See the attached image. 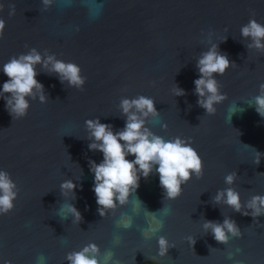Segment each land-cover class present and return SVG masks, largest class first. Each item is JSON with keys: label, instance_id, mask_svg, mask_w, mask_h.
<instances>
[{"label": "water", "instance_id": "1", "mask_svg": "<svg viewBox=\"0 0 264 264\" xmlns=\"http://www.w3.org/2000/svg\"><path fill=\"white\" fill-rule=\"evenodd\" d=\"M98 2L53 0L45 10L41 0H0L4 5L0 17L5 20L0 65L26 52L27 45L75 62L86 77L82 90L70 88L37 65L36 79L49 99L45 103L30 100L27 115L21 118H12L0 98V168L11 174L19 189L15 207L0 215V258L34 264L43 254L47 264H68L64 260L68 251L94 241L102 252L111 248L121 264H231L227 252L236 248L240 252L233 259L264 264V215L253 221L212 201L218 188L228 187L223 178L233 170L237 177L232 186L242 200L264 193V156L259 164L252 162L253 148L264 153V117L248 104L264 81V52L248 50L239 32L250 18L264 24V0H103L100 14L93 19ZM9 6L14 9L12 15ZM209 30L217 41L226 35L219 49L236 63L217 76L227 98L212 115L204 114L193 92V80L199 75L196 57L207 47L204 37ZM6 79L0 72V83ZM173 83L185 94L174 97ZM137 94L152 96L160 112L149 127L165 138L191 137L203 161V175L193 176L176 199L165 201L170 213L147 241L140 234L146 227V209L141 206L133 212L135 197L104 218L97 213L88 160L99 162L102 154L88 149L83 123L85 118L99 116L114 130L123 127L119 99ZM235 100L244 110L228 122L227 108ZM164 122L167 128L160 127ZM79 168L76 183L82 187L75 189L72 202L82 219L76 224L70 217L61 220L56 208L63 200L60 181L78 177ZM136 195L147 210L160 209L158 174L141 177ZM122 213L132 214L131 228L114 224ZM222 213L232 217L244 233L227 245L210 233L203 234L200 227L203 218L222 221ZM115 234L120 235L118 244L113 243ZM160 234L175 243L165 257L155 255ZM188 234L195 236L192 248L184 239ZM209 246L214 249L209 251Z\"/></svg>", "mask_w": 264, "mask_h": 264}, {"label": "clouds", "instance_id": "2", "mask_svg": "<svg viewBox=\"0 0 264 264\" xmlns=\"http://www.w3.org/2000/svg\"><path fill=\"white\" fill-rule=\"evenodd\" d=\"M52 2L53 0H41L45 10ZM3 7L4 5L0 4V9ZM102 8L103 0H99L92 13L93 19L100 14ZM13 12L14 9L9 6V15ZM4 26L5 20L0 17V36L3 35ZM76 31H79V26H76ZM239 32L243 42L247 41L244 44L248 50L264 52V24L250 18L247 23L241 25ZM225 39L226 35L218 41L214 40L213 32L209 30L204 37L207 47L196 57V70L199 75L193 80V92L197 96L196 103L204 109V114H214L216 105L227 98V94L221 91L217 76L223 75L236 63L230 61L227 54L219 49V42ZM25 47L26 52L13 55L0 65V72L8 77L0 83V98L5 101V108L12 118L27 115L30 100L45 103L49 99L43 83L36 79L37 65L48 74H56L60 83H66L70 88L82 90L86 81L80 66L75 62L60 59L56 53H50L47 49L40 51L36 47ZM171 93L174 97L182 96L185 89L173 83ZM236 101L228 105V122H231L234 113L244 110L237 106ZM248 104L254 106L255 111L264 117V81L259 83L253 102ZM117 107L119 115L124 119L121 128L114 130L110 122H101L99 116L85 118L83 122L85 137L89 141L88 149L97 150L102 154L99 162L88 160L89 171L93 174L91 190L95 196L96 211L102 218L110 215L117 206L128 205L135 197L133 212L141 206L146 209V227L140 229V234L147 241L160 231L164 218L170 213L165 201L176 199L183 191V185L193 176L199 179L203 175V161L193 147L191 137L176 135L165 138L149 127L152 119L160 115L152 96H122ZM160 127L167 128L168 125L164 122ZM253 149L255 155L252 162L259 164L264 153ZM81 172L80 169L78 177L62 179L58 185L63 200L56 208V215L61 220L70 217L71 223L76 224L81 221L82 215L72 201L76 199L75 189L82 187L76 183L80 180ZM150 174H158L159 186L162 189L163 206L155 212L147 210L136 195L141 177L147 178ZM236 177L235 170L227 172L223 179L228 187L218 188L212 196V201L217 205H226L241 215L251 216L253 221H257L259 216L264 215V193L252 194L248 199L242 200L240 192L232 186ZM18 192L17 183L11 174L0 168V215L9 213L15 207ZM157 213L160 215H156ZM223 217L222 221L203 218L200 227L203 234L210 233L214 240L227 245L231 238H241L244 233L232 217L224 214ZM114 224L117 228L129 229L133 226V216L130 213H122ZM112 239L114 244H118L120 235L115 234ZM184 239L192 248L195 236L188 234ZM156 246L155 255L165 257L168 249L175 246V243L160 234L156 236ZM211 249L214 248L209 246V251ZM239 252V248L227 252V259L231 264H243L242 261L233 259L235 253ZM64 260L68 264H121L114 257L111 248L102 252L94 241L85 243L78 250L68 251ZM151 260L156 259L151 257ZM0 264H13V261L0 258ZM34 264H47V257L38 255Z\"/></svg>", "mask_w": 264, "mask_h": 264}, {"label": "trees", "instance_id": "3", "mask_svg": "<svg viewBox=\"0 0 264 264\" xmlns=\"http://www.w3.org/2000/svg\"><path fill=\"white\" fill-rule=\"evenodd\" d=\"M146 264H155V263H153V262H147Z\"/></svg>", "mask_w": 264, "mask_h": 264}]
</instances>
